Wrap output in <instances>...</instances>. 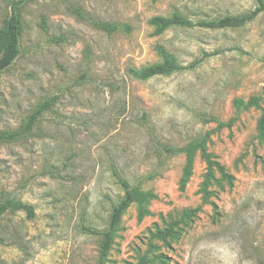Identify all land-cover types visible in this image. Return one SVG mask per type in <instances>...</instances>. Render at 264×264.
<instances>
[{
  "label": "rangeland",
  "instance_id": "rangeland-1",
  "mask_svg": "<svg viewBox=\"0 0 264 264\" xmlns=\"http://www.w3.org/2000/svg\"><path fill=\"white\" fill-rule=\"evenodd\" d=\"M18 2L21 53L0 72V131L19 129L43 102L49 108L31 132L0 143V200L34 210L0 219V264H97L101 236L83 226L107 229L124 196L115 172L151 194L150 213L140 219L136 202L127 208L106 264L136 263L150 247L167 264H264V13L241 27L156 34L150 23L174 12L193 21L239 15L255 0H0V30ZM76 10L132 29L109 34ZM159 47L181 65L221 53L193 69L132 77L130 68L161 60ZM206 133L207 151L235 179L216 173L204 201L201 151L188 169L185 152L165 148ZM173 220L175 238H156Z\"/></svg>",
  "mask_w": 264,
  "mask_h": 264
},
{
  "label": "trees",
  "instance_id": "trees-1",
  "mask_svg": "<svg viewBox=\"0 0 264 264\" xmlns=\"http://www.w3.org/2000/svg\"><path fill=\"white\" fill-rule=\"evenodd\" d=\"M255 7L246 13L239 15H226L217 19H200L193 21L188 17L174 12L171 16H154L151 18L150 23L155 27V33L161 34L165 30L173 26H184V27H194L199 26L203 28H226V27H241L247 22L255 19L261 13H264V0H255ZM20 2L14 3L12 6V11L9 17L6 19L4 28L0 30V72L7 69L12 63L17 59L21 53V37H22V20L20 13ZM78 15L83 19L87 20L89 23L93 24L97 28L111 34L119 30L130 31L132 27L127 23H117L111 21H104L102 19H95L93 17L86 16L80 10H76ZM221 53V50H216L214 52H204L201 58L194 60L189 65H181L178 63L177 59L170 52L166 51L165 48L159 47V55L161 60L155 63L147 64L140 68H130L129 73L132 77L139 80H146L156 75H168L175 72H179L185 69H193L202 63L207 57L212 55H217ZM255 100L242 102L237 100L236 105L238 108H248ZM49 108V103L43 102L31 112L27 120L23 125L13 131H0V143L6 141H14L26 133L31 132L41 119L44 111ZM218 127H223L225 125H230L231 122L217 121ZM258 130L261 139H264V111L258 122ZM209 139V133L197 136L193 138L187 145L180 148L166 147L165 151L175 152L183 151L187 155V166L188 169L191 166L193 158L198 150L201 151L203 157L207 162V173L203 183V199L207 201L212 194L209 189L212 180L217 179L216 173L219 174L220 179L228 184H233L235 176L227 171L225 166L220 163L216 158H214L211 153L207 151V141ZM118 182L124 190V196L122 199L112 207L109 224L105 230H96L86 225L83 229L94 235H100L99 242V257L97 264H106L108 261V255L112 246L114 244V239L117 231L119 230L122 216L126 212L127 208L134 202L137 203L138 217L141 219L150 213L148 208V203L151 197L149 192L143 191L139 187H131L129 183L121 178L117 172H115ZM189 174H185L183 178V184ZM24 210L29 216H33L34 210L33 206L22 202L15 197H8L4 200H0V219L7 211ZM197 208H192L184 210L181 214L182 220H189L195 216ZM179 221L173 220L167 224L162 229H158L155 236L163 242H167L170 239L175 238L178 233ZM157 247V245H153ZM152 247L139 259L138 262L127 264H167V256L164 253H153L150 256Z\"/></svg>",
  "mask_w": 264,
  "mask_h": 264
}]
</instances>
